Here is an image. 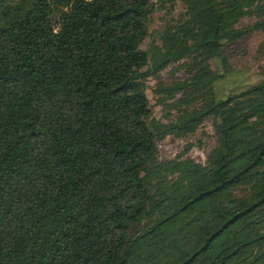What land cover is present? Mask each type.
Masks as SVG:
<instances>
[{
	"label": "trees",
	"instance_id": "1",
	"mask_svg": "<svg viewBox=\"0 0 264 264\" xmlns=\"http://www.w3.org/2000/svg\"><path fill=\"white\" fill-rule=\"evenodd\" d=\"M179 1L0 0V264H264V77L217 97L211 65L264 0ZM182 60L165 121L147 79ZM207 119L205 162L160 157Z\"/></svg>",
	"mask_w": 264,
	"mask_h": 264
},
{
	"label": "rangeland",
	"instance_id": "2",
	"mask_svg": "<svg viewBox=\"0 0 264 264\" xmlns=\"http://www.w3.org/2000/svg\"><path fill=\"white\" fill-rule=\"evenodd\" d=\"M157 6V4H156ZM184 10L183 1H179L173 10L174 16H179ZM170 17L164 8H156L148 21L149 34L140 41L143 49H150L154 42L161 43L159 30ZM255 16H244L239 26H246L256 21ZM185 61L174 62L159 72L151 74L147 79V94L155 116L168 120L177 111L171 103L181 96L178 92L174 98H164L165 94L158 89L160 82L170 84L177 79L189 76ZM211 65L216 72L224 73L215 81V94L217 97H226L230 93L240 91L249 85L256 83L264 77V29L256 30L231 42L224 43L222 57L211 59ZM192 143L186 152L198 161L205 162L207 153L216 144V134L212 119L205 120L202 125L188 136L169 134L159 141V155L161 158H172L181 153L183 149Z\"/></svg>",
	"mask_w": 264,
	"mask_h": 264
}]
</instances>
